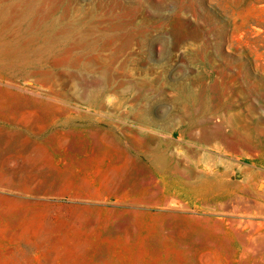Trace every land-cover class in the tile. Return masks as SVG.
Instances as JSON below:
<instances>
[{"label": "rangeland", "instance_id": "374dc122", "mask_svg": "<svg viewBox=\"0 0 264 264\" xmlns=\"http://www.w3.org/2000/svg\"><path fill=\"white\" fill-rule=\"evenodd\" d=\"M0 264H264V0H0Z\"/></svg>", "mask_w": 264, "mask_h": 264}, {"label": "crops", "instance_id": "0c3cea01", "mask_svg": "<svg viewBox=\"0 0 264 264\" xmlns=\"http://www.w3.org/2000/svg\"><path fill=\"white\" fill-rule=\"evenodd\" d=\"M114 150L115 151H119L120 150V147H119V145L116 143V145L114 146ZM113 150V151H114ZM71 178V179H70ZM70 178H69V183H71V186H74V185H76V183H75V180L74 179H72V177L70 176ZM80 184H82V185H86V183L85 182H81ZM80 184H79V186H80ZM103 184H105V182H103ZM104 186L105 185H103L102 187L104 188Z\"/></svg>", "mask_w": 264, "mask_h": 264}]
</instances>
